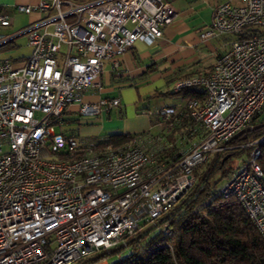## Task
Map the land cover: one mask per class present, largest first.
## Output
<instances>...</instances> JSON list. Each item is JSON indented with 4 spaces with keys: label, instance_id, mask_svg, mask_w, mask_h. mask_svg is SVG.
<instances>
[{
    "label": "built area",
    "instance_id": "built-area-1",
    "mask_svg": "<svg viewBox=\"0 0 264 264\" xmlns=\"http://www.w3.org/2000/svg\"><path fill=\"white\" fill-rule=\"evenodd\" d=\"M241 1L219 4L199 33L201 40L232 37L211 69L172 87L173 93L196 89L200 97L148 112L157 132L119 144L60 127L73 112L96 117L120 105L115 97L86 103L83 94L105 62L119 73L136 41L149 44L162 35L176 16L172 4L38 0L17 10L43 16L11 33L1 32L12 18L0 8V49L20 37L30 48L23 59L0 60V264H81L149 227L170 236L168 221L155 223L193 188L215 153L241 149L248 152L216 194L234 198L264 240L262 138L223 146L264 120V0ZM123 248L141 249L138 243Z\"/></svg>",
    "mask_w": 264,
    "mask_h": 264
},
{
    "label": "crops",
    "instance_id": "crops-1",
    "mask_svg": "<svg viewBox=\"0 0 264 264\" xmlns=\"http://www.w3.org/2000/svg\"><path fill=\"white\" fill-rule=\"evenodd\" d=\"M74 3H90L97 0H71ZM172 4L176 16L172 23L167 25L162 35L151 43L136 41L121 57V71L113 73L108 62H105L102 73L97 79V83L83 94V101L86 103H96L102 98L115 97L120 100V105L110 112H102L96 117L70 116L67 119H75L85 122H98L106 114L110 116H129L134 121L139 116V111L146 109L144 106L138 108L139 102H144L148 106L154 102L153 108L172 105L179 99L169 103L167 97L174 95L172 87L181 78L190 77L208 72L217 55L225 51L229 36L211 37L205 40L199 38V33L211 23L214 9L221 3L229 2L233 5H240L241 0H165ZM38 0H0V8L8 13L12 18V24L7 28H2L1 32L11 33L22 29L30 23L43 16L42 12L32 10L29 14L17 10L18 5L34 7ZM231 39V38H230ZM26 44V42H25ZM28 52L16 56H10L12 52L20 48V43H12L0 49V60L2 59H23ZM1 54H7L2 56ZM9 55V57H8ZM149 104V105H148ZM151 106V107H152ZM78 108L77 105L70 107L72 111ZM75 113V112H73ZM142 129L151 126V130L157 127L155 119L148 117V121L143 118ZM150 130V131H151ZM144 132V130H142ZM113 132L111 134H115ZM76 134L91 138L101 139L111 134L103 135L100 126L86 131L83 134ZM127 135V134H125ZM131 135V134H128ZM94 264H108L103 260Z\"/></svg>",
    "mask_w": 264,
    "mask_h": 264
},
{
    "label": "trees",
    "instance_id": "trees-1",
    "mask_svg": "<svg viewBox=\"0 0 264 264\" xmlns=\"http://www.w3.org/2000/svg\"><path fill=\"white\" fill-rule=\"evenodd\" d=\"M173 94L183 99L200 97L196 89H185ZM258 123H264V120ZM128 136L111 134L109 138L112 143L119 144ZM260 138L262 141L258 144L260 155L257 162L264 172V127L230 144H242ZM239 152L246 155L248 150L241 149L218 156L204 179L195 187L209 162L202 167L192 194L164 219L172 228L170 236H162L157 232L150 237L148 233L152 228L140 232L131 242L138 243L140 251L126 252L123 260L108 264H264V240L240 204L234 198L224 199L216 194L218 185L232 171L230 158ZM226 154H230V157L222 162ZM217 174L218 177H215ZM106 256L93 263L107 260Z\"/></svg>",
    "mask_w": 264,
    "mask_h": 264
},
{
    "label": "rangeland",
    "instance_id": "rangeland-1",
    "mask_svg": "<svg viewBox=\"0 0 264 264\" xmlns=\"http://www.w3.org/2000/svg\"><path fill=\"white\" fill-rule=\"evenodd\" d=\"M230 38H232L231 36H229L227 38V40H231ZM16 43H20V48L16 49L14 52H12L11 54H9L10 56H16L19 54H25L28 52V48L26 47L25 44V38L24 37H20L17 39ZM2 56H7V54H1ZM8 55V57H9ZM177 97L175 95L170 96L169 98L167 97V101L169 103L176 101ZM149 105V104H148ZM154 102L151 101V104L149 105V107L146 105H144V102H139L137 107L141 108L142 106H144L145 108H147V110L142 109L141 111H139L140 114H138L139 116L137 117L136 120L139 119H144L145 121H148V117L150 116L148 114V112H153L155 110V108H153ZM152 106V107H151ZM71 115L73 116H78V114L76 113H72ZM133 117H129V116H110L107 118L106 114L103 116V119H101V121H98L96 123L94 122H85V121H79L76 120L77 118L75 117V119H66V121H64V123L61 125V130L65 133H70V134H76L77 132H79L80 134L85 133L86 131L93 129L97 126H100V128L103 131V135L106 134H111L113 132H116L115 134H139L141 132L144 131H149L151 130V126H148L147 128L142 129L141 125V121H134V119H132ZM57 130H60L59 127H56ZM155 129H152L151 132H154ZM241 143L236 144V146H241ZM245 153L239 152L237 155H234L230 158L229 164L231 165L232 169L238 165L241 160L245 157L244 155ZM204 167V166H203ZM218 177V174L215 176ZM147 228L144 227L143 230ZM157 234V231L155 230V228H152L149 233L148 236H154ZM127 252L126 248H123L121 250H119L118 252H114V253H110L108 254L105 258L107 259L108 262L113 263L116 261H121L123 260V256L124 254Z\"/></svg>",
    "mask_w": 264,
    "mask_h": 264
},
{
    "label": "water",
    "instance_id": "water-1",
    "mask_svg": "<svg viewBox=\"0 0 264 264\" xmlns=\"http://www.w3.org/2000/svg\"><path fill=\"white\" fill-rule=\"evenodd\" d=\"M262 127H264V123H257V124H254V125L247 126V127L243 128L242 130H240L239 132H237L236 134H234V135H233L232 137H230L227 141H225V142L223 143V146H225V145H227V144H230L232 141H234V140H236V139H238V138H242V139H244L248 133L253 132V131H255V130L259 129V128H262ZM217 157H218V154H217V153H215V154L212 156V158L210 159V161H209V163H208V167H207V169L202 173L201 178H200V180L196 183L195 187L200 183L201 180L204 179V177L206 176L208 170L211 169L213 163L216 161ZM229 157H230V154H226V155L222 158V162H224L225 160H227ZM195 187H194L190 192H188V193L186 194V196L183 198V200H182L181 202H179V203H177V204L175 205V207L173 208V210L169 211V212L166 213L164 216H162V217L160 218V220H158L155 224L160 223L162 220H164L165 218H167L168 216H170V215L173 213V211H174L176 208H178V207L181 205V203H182L183 201H185V199H186L187 197H189V196L192 194V192L194 191ZM179 196H181V194H180ZM177 199H178V197H177ZM150 228H151V227H149L147 230H149ZM145 231H146V230H145ZM137 237H138V235H137L136 237H134V238L128 240V241L125 242L124 244L119 245L118 247H115V248L109 249L108 251H105V252H103V253H100V254H98V255H96V256L89 257V258L85 259L84 261H82L81 264H85V263H88V262H94V261L98 260L99 258L104 257L105 255H108V254H110V253H113V252H115L116 250H119V249L123 248L125 245H128L129 243H131V242H132L134 239H136Z\"/></svg>",
    "mask_w": 264,
    "mask_h": 264
}]
</instances>
